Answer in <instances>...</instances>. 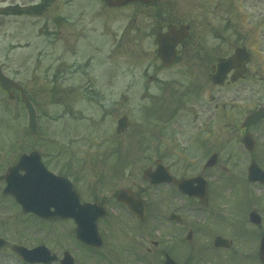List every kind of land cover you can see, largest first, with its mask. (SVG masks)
I'll use <instances>...</instances> for the list:
<instances>
[{
  "label": "rangeland",
  "instance_id": "obj_1",
  "mask_svg": "<svg viewBox=\"0 0 264 264\" xmlns=\"http://www.w3.org/2000/svg\"><path fill=\"white\" fill-rule=\"evenodd\" d=\"M26 4L28 0H0V67L5 75L17 83L22 82L30 96L37 86L31 83L38 78L39 86L35 91H40L37 101L42 117L43 155L55 164L76 158L77 190L81 199L95 200L110 211L100 224L103 248L89 250L77 241L73 222L36 220L23 214L8 197L4 199L0 195V236L9 241L7 248L0 249V264H24L13 252L12 245L33 248L41 243H46L60 257L65 251L73 254L74 264H164L168 254L181 264H261L258 251L259 238L264 235V203L259 209L263 226L251 228L243 216L259 193L249 190L241 179L248 161L235 134L227 130L222 134L225 170L209 172L212 176H226L228 182L212 183L213 192L209 191L205 205L182 196L168 185L150 187L144 182L143 172L153 155L148 152L144 156L145 139L136 130L140 123V129L143 128L140 134L152 136L161 130L157 116L150 118L144 107L159 105L156 110L161 113V109L174 111L179 103L196 101L188 99L191 95L184 84L180 86L175 82L177 69L161 72L158 81L148 84L146 58L138 57L141 48L119 42L125 28L120 16L106 12L96 16L92 15L94 9H89L85 16L80 12L67 23H60L53 17L37 19L5 14L13 7L23 9ZM63 25H67L66 28ZM83 30L93 32V38L79 43L78 54L66 56L64 39L79 41L86 35L81 34ZM93 39L99 42V51L95 53L100 62H95L93 71L102 94L96 99L70 97L68 100L64 91L69 85L68 73H65L67 62L75 65L91 57L87 45ZM149 48L152 47L147 44L144 49ZM115 67L111 73L110 69ZM55 78L59 79L58 86L61 85L57 98L45 94L48 88H55L52 84ZM15 96L10 100L0 86V174L14 164L18 156L41 143L24 138L28 118L19 96ZM162 104H168L167 108ZM124 115L129 117L130 129L119 137L116 122ZM150 119L157 120V128H153ZM179 139L182 141L181 137H176L175 142ZM182 145L179 142L178 148L167 146L162 150L167 152V162L174 165L172 174L178 179L202 174V164L197 163L201 160L184 159L188 153ZM55 169L66 174L60 167ZM118 169H123L126 178L123 187L134 189L136 183L141 187V196L147 197L145 225L132 219L112 198L121 187H114L111 178ZM172 213L183 218L181 224L169 222ZM189 231H193V240L188 242ZM218 236L231 241L232 248H214ZM155 242L159 243L157 248ZM148 247L151 252L147 251Z\"/></svg>",
  "mask_w": 264,
  "mask_h": 264
},
{
  "label": "flooded vegetation",
  "instance_id": "obj_2",
  "mask_svg": "<svg viewBox=\"0 0 264 264\" xmlns=\"http://www.w3.org/2000/svg\"><path fill=\"white\" fill-rule=\"evenodd\" d=\"M25 8L32 17H53L60 23H67L80 12H84L85 16L89 9H94L92 15L96 16L104 12L110 16H120L125 28L119 42L141 48L138 57L146 58L145 74L148 84L158 81L161 72L177 69L175 82L180 86L184 84L188 88V95H191L188 99L191 101L194 98L196 101L179 103L174 111L161 109V113L156 110L159 105L144 107L145 114L150 118L157 116L161 128L160 132H155L152 136L139 133L143 129H140L141 123L136 130L145 139L144 155L148 152L153 155L147 164L149 172L165 165L173 173L174 165L167 162V152L162 150L167 146L178 148L179 142H182L183 149L188 153L184 159L189 162L194 158L201 160L197 163L202 164L209 185L208 192L212 193V183L225 178L220 175L212 176L209 172L225 170L222 134L227 130L236 135L239 144L246 151L247 172L242 174L241 179L248 184L249 190L264 193V182L251 181L248 171L253 163L264 171V118L247 126L250 117L264 109V0H67V3L63 0H28ZM63 26L66 28L67 25ZM86 32L83 30L81 34ZM92 34L86 33L79 41L64 39L66 56L78 54L79 43L92 39ZM160 43L176 46L175 58L170 67H166L163 58L159 56ZM147 44L152 48L144 49ZM98 45L99 42L95 39L87 45L89 55L92 56L83 63L74 65L67 62L65 73H68L69 85L65 94L68 100L70 97L85 100L101 96L93 71ZM116 53L117 49L113 55ZM115 70L116 67L110 69L111 73ZM58 80H53L55 88H49L45 94L54 97L61 92ZM38 83L39 81H35V85ZM35 90L36 88L32 97L39 106L37 100L40 91ZM22 92L25 94L21 87L18 91L20 98ZM12 96L15 98L14 94ZM167 105L161 106L167 108ZM38 114L41 115L40 106L37 108V119L41 122L42 117ZM161 114L163 116L158 117ZM156 119H150L153 128H157ZM127 131L120 136L126 135ZM42 137L43 135L38 136ZM176 137H181L182 141L179 139L175 142ZM168 140L173 142L167 143ZM43 147L45 145H40V148ZM41 157L47 170L73 181L77 190L76 158L63 160L67 164L61 165L63 161L55 164L47 156L41 154ZM211 162L215 163L213 167L208 166ZM54 167H60L66 174L56 172ZM35 174L44 175V172L39 169ZM111 178L114 187L121 186L112 198L121 209L131 214L126 205L118 203V196L123 190H131L137 198H141V187H137L136 183L133 185L134 189L123 187L126 179L123 169H118ZM6 185L5 180L1 181L0 190H4ZM257 201L259 200L254 197L253 203L245 210L243 219L245 217L247 223L248 220L250 222L252 211L258 209Z\"/></svg>",
  "mask_w": 264,
  "mask_h": 264
},
{
  "label": "water",
  "instance_id": "obj_3",
  "mask_svg": "<svg viewBox=\"0 0 264 264\" xmlns=\"http://www.w3.org/2000/svg\"><path fill=\"white\" fill-rule=\"evenodd\" d=\"M0 82L1 85L8 91L10 92L13 87H17L15 83L10 79H8L5 75L2 74L0 70ZM27 106L29 107V111L32 117L31 121V130L32 132L36 131V120H35V111L33 106L30 105L29 102H27ZM127 118L124 117L122 120L119 121V129L118 133L121 132V130H124L127 128ZM38 155L33 154V157ZM27 158L23 157L21 164L24 165V163L27 161ZM20 165L18 167H15L12 170V173L10 177L8 178L9 186L6 189V192L13 194L16 196L17 200L19 203H21L24 207L25 212H34L39 215H41L45 219H52V218H63V219H73L77 225H78V230H77V235L78 238L80 239L81 242H85L88 245L96 246V247H101L103 245V242L101 240L100 234L97 231V222L100 217L105 215V211L101 210L98 206L96 205H90V204H85L82 205L80 200H78V196L75 193L74 190H72V185L70 182L68 183V186L66 185V189H63L64 191L61 195L58 194L57 197H52L51 200L53 202H56L54 204L55 207H57L55 213H50L48 209L50 206H48V199L47 195L48 193L44 191L43 193H38L36 197H33L32 194L28 193L27 190H15L14 187L17 185L22 186H27V176L23 177L20 180H13V175L14 173L17 172V170L20 168ZM168 173H156L153 176L149 175V177L152 179V183H154V180L157 176H161ZM57 180V178L53 177L51 175V179ZM173 181V180H172ZM164 182V181H163ZM194 182L192 181H186L184 183L179 184L181 189L184 192H188L190 195H199L201 198L206 199V190H207V185L202 183L200 187H198V190H193V184ZM27 188V187H26ZM121 201L126 202L131 209L135 210V212L138 215L143 216L145 212L144 204L142 201L137 200L134 198V196L130 193H122L120 197ZM47 208V209H46ZM142 218V217H141ZM192 234H189V239H192ZM5 242L0 239V247L4 246ZM216 247H230V244L226 241L221 239H218L215 243ZM15 251L23 257L24 261L27 263H44V264H52L54 261H57L58 257L57 255H51V252L44 246H41L37 249L34 250H27L24 247H18L15 248ZM260 256L262 257V261H264V240L262 241V249ZM63 264H72L73 263V258H71L70 255L66 254L65 259L62 261ZM167 264H176L173 260H171L169 257L167 259Z\"/></svg>",
  "mask_w": 264,
  "mask_h": 264
}]
</instances>
